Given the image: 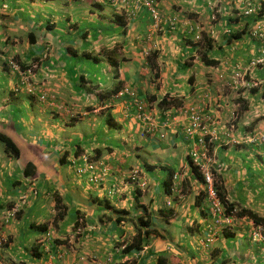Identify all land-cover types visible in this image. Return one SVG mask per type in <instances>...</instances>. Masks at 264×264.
Here are the masks:
<instances>
[{"label":"crops","instance_id":"obj_1","mask_svg":"<svg viewBox=\"0 0 264 264\" xmlns=\"http://www.w3.org/2000/svg\"><path fill=\"white\" fill-rule=\"evenodd\" d=\"M143 1L0 0V133L20 151L0 141V264H264L254 222L214 223L189 162L202 138L220 192L264 217V65L235 76L264 48L249 35L256 17L240 13V0H156L155 27ZM225 28L244 31L227 42ZM11 56L38 60L25 72L34 93ZM124 87L145 104L152 133L129 95L112 94ZM194 110L207 130L189 135ZM88 163L94 170L77 172ZM134 168L144 188L128 180ZM56 199L64 213L54 221ZM137 240L140 249L124 251Z\"/></svg>","mask_w":264,"mask_h":264},{"label":"built area","instance_id":"obj_2","mask_svg":"<svg viewBox=\"0 0 264 264\" xmlns=\"http://www.w3.org/2000/svg\"><path fill=\"white\" fill-rule=\"evenodd\" d=\"M107 1L113 5H116L120 2V0H102ZM242 4V12L246 16L253 15L254 17H259L260 11H261V5L260 1L258 0H240ZM145 7H147L148 12L151 16V19L153 21L152 25L155 27H158V24L161 22L159 11L157 9L156 0H144L142 2ZM214 18V16H213ZM250 36L261 39L264 43V22L261 19H256L254 21L253 27L250 29ZM231 29L225 28L224 32L228 33ZM197 39H200V36H197ZM264 45V44H263ZM14 58L8 59V65L11 68L13 72L21 76V80H23V76H26L25 72H29L31 70L30 68L26 69L25 71L22 70L17 63V61ZM258 65H264V48L261 50L260 54L256 57L250 60L249 65L247 68H239L235 71V76L237 78H240L241 76H244V74L249 71L250 67H255ZM32 67H36V64H33ZM244 69V71H243ZM29 92L34 93L33 88L28 89ZM129 95L131 99L133 100V103L135 105V118L139 121L143 122V129L144 133L150 134L153 132L154 124L153 121L150 119L148 113L145 111V104L138 100L135 96L134 92L128 88L124 87L121 89L115 96L119 97L121 95ZM41 98H44V95H41ZM264 101V98H263ZM236 114L233 113V116ZM190 123L186 128L187 134H192L197 129H202L203 132H206L207 128L202 124L203 117L196 112L195 110L191 112L190 116ZM214 138L216 136L213 135ZM211 139V138H210ZM200 141L203 143L204 150L199 152L198 149H195L190 152V160L193 165H196L199 170L202 172L203 180L205 184V202H206V211L214 218V223L217 225H221L223 223H229V217L231 215H226L224 211V206L220 202L216 189L214 187V179L212 174V168L210 167L211 159L207 155L209 152L208 144L203 142V139L201 138ZM84 170H94V165L92 163H88L85 167L77 168V172L81 173ZM106 173V168H102L99 173H94L90 175V179L92 181H99L101 180V176ZM128 180L134 184H136L140 188H144L146 185L145 180H143L139 176V172L137 169H131L130 173L128 175ZM17 207H13L11 210V215L14 214L15 211H17ZM49 233L47 232V235ZM214 232L211 231L206 237V244H209V242L212 240ZM252 240L262 241L264 242V234H263V228L260 225L255 224V230L251 232ZM6 237L3 235H0V246L6 242ZM65 251L62 250L59 255L63 256L65 255ZM48 264H53L52 262H49Z\"/></svg>","mask_w":264,"mask_h":264},{"label":"trees","instance_id":"obj_3","mask_svg":"<svg viewBox=\"0 0 264 264\" xmlns=\"http://www.w3.org/2000/svg\"><path fill=\"white\" fill-rule=\"evenodd\" d=\"M260 5H261V11H260L259 17H257L256 19H261V15H262L263 10H264V2L262 0H260ZM240 13L243 16H246V15L243 14L242 9H241ZM251 16H253V15H251ZM242 31H244V30H241V31H239V30L232 31L231 30L228 33L225 32L228 35L227 38H226L227 42H230L232 40L239 39L241 37V35L243 34ZM250 31H249V35H251L250 34ZM29 35L31 36L32 33H30ZM208 40L209 39H207V41ZM112 53H114V51ZM112 53L109 54V59L111 57V60H112L111 63L116 67L117 66V63H116L115 60H113V58H112L113 54ZM44 56H46V54H44ZM152 56H154V54L151 55V58H153ZM202 59H203V61L206 64H212L213 65V64H216L217 63V61L214 60V59L213 60H208L205 57V55L202 56ZM17 63L19 64L20 68L25 71L26 69L31 68V66L34 63H38V60H35L34 59L30 64H21L19 62H17ZM149 63H150V66H151V71L154 72L153 73V76L155 77L157 75V71H156L157 70V67H156V64L150 58H149ZM118 90L119 89L117 88L115 91H112V94H114V95L117 94L118 93ZM29 93L31 94V92H29ZM179 101L180 100L178 98L168 99L167 97H163L161 99V101H160L159 104L162 105L164 103H168V104L180 105V102ZM0 141L3 142V144H4V151L6 153H8L9 155H12L14 157H18L19 156V154H20L19 148H18L17 144L11 139L10 136H8V135H6L4 133H0ZM189 162H190L191 166L194 168V170H195L198 178L202 182V184H203V190H204L205 189V184H204L202 172L199 170V168L196 165H193L192 164L191 160H189ZM23 174L25 176H29L30 174L31 175L34 174V165H33L32 162H27L26 163L25 168L23 170ZM212 174H213V179H214V187L216 189V193H217V196H218L220 202L224 206L225 214L226 215L236 214V215H241V216L242 215H247L254 222V224L263 226V228H264V217L263 216H260V215H257L255 212H253L251 210H248V209H245V208L236 209L235 208V205L232 202H229L224 197V195L222 194V192H220L219 186H218V178H217V176H215V172H213V170H212ZM204 192H205V190H204ZM56 207L59 208V209L57 210V213H56V215L54 217V221H55V219L62 217L63 216V213H64L63 212V209H62V204H60V199H56ZM11 210H12V208H11ZM17 211H15L14 214H16ZM138 219H139V225H138L139 227L148 225L147 218L146 219H142V216H141V218L139 217ZM47 226H48L47 223L41 224V228L43 230L46 229ZM139 239H140V236H139ZM139 244H140V242L137 240V243L135 242L133 244H130L128 246H125L124 247V251L127 252L128 250L133 249V248L140 249V245Z\"/></svg>","mask_w":264,"mask_h":264},{"label":"rangeland","instance_id":"obj_4","mask_svg":"<svg viewBox=\"0 0 264 264\" xmlns=\"http://www.w3.org/2000/svg\"><path fill=\"white\" fill-rule=\"evenodd\" d=\"M38 32V31H37ZM37 32H35V34L36 35H38L37 34ZM39 36V35H38ZM45 56H43L42 58H44ZM9 58H14L13 56H11V57H8V59ZM14 60V59H13ZM34 64H36V67L38 66V64L37 63H34ZM33 68H35V67H32L31 66V70L33 69ZM20 78H21V76H20ZM23 84H25V86H24V88L26 89V90H28L29 88H33V90H34V92H35V88L33 87V86H30V85H28V78H27V76H23ZM83 90L82 91H86V88L85 87H83L82 88ZM32 94V93H31ZM135 94V93H134ZM36 126H38V127H41L42 126V124L40 123V122H38V123H36ZM20 146H21V148H22V144H20ZM0 235H3V234H0ZM4 236V235H3ZM6 240H7V238H6Z\"/></svg>","mask_w":264,"mask_h":264},{"label":"clouds","instance_id":"obj_5","mask_svg":"<svg viewBox=\"0 0 264 264\" xmlns=\"http://www.w3.org/2000/svg\"><path fill=\"white\" fill-rule=\"evenodd\" d=\"M15 59V58H14ZM9 66V65H8ZM16 74V73H15ZM121 89L118 90V92L120 91ZM116 95V94H115ZM190 160V159H189Z\"/></svg>","mask_w":264,"mask_h":264}]
</instances>
